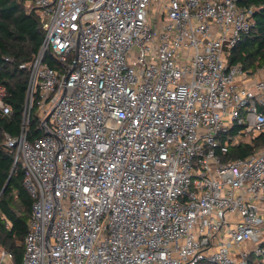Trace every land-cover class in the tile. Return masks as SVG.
I'll return each instance as SVG.
<instances>
[{
    "label": "built area",
    "instance_id": "1",
    "mask_svg": "<svg viewBox=\"0 0 264 264\" xmlns=\"http://www.w3.org/2000/svg\"><path fill=\"white\" fill-rule=\"evenodd\" d=\"M43 42L21 132V264L264 262V66L230 65L240 0H23ZM0 84V113L10 117ZM49 116V120L45 119ZM42 136L29 139L32 121ZM0 249V264H12ZM260 264V263H259Z\"/></svg>",
    "mask_w": 264,
    "mask_h": 264
},
{
    "label": "trees",
    "instance_id": "2",
    "mask_svg": "<svg viewBox=\"0 0 264 264\" xmlns=\"http://www.w3.org/2000/svg\"><path fill=\"white\" fill-rule=\"evenodd\" d=\"M239 5L252 10L253 26L231 50L229 63L254 72L264 66V0H240ZM43 38L36 9H29L23 0H0V84L6 87V101L12 108L10 117L0 113V249L12 254V264L23 259L32 198L24 186L23 169L14 165V149L5 145V134L15 138L21 132L30 74L20 66L39 53ZM39 136L34 119L29 139ZM263 146L264 133L233 146L224 160L246 158Z\"/></svg>",
    "mask_w": 264,
    "mask_h": 264
},
{
    "label": "water",
    "instance_id": "3",
    "mask_svg": "<svg viewBox=\"0 0 264 264\" xmlns=\"http://www.w3.org/2000/svg\"><path fill=\"white\" fill-rule=\"evenodd\" d=\"M49 120V116L45 119V121L47 122ZM15 171V166H14V169H13V172ZM9 182V181H8Z\"/></svg>",
    "mask_w": 264,
    "mask_h": 264
}]
</instances>
